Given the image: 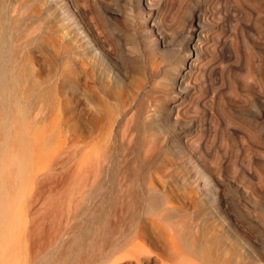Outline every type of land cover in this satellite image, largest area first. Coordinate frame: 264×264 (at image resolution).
I'll return each mask as SVG.
<instances>
[{"label": "bare ground", "instance_id": "bare-ground-1", "mask_svg": "<svg viewBox=\"0 0 264 264\" xmlns=\"http://www.w3.org/2000/svg\"><path fill=\"white\" fill-rule=\"evenodd\" d=\"M141 1L149 10L152 27L148 36L153 37L156 33L154 44L162 49L163 60L167 62L153 64L150 74L156 76L161 70L166 74L167 69H173L168 84L176 86L180 93L165 99L166 102H113L119 96L110 82L111 75L106 76L105 71L95 65L93 53L85 50V45L81 46L75 36L68 37L56 24L60 14L59 20L63 21L66 17L62 15L66 13L75 26L83 25L76 30V35L82 29L107 53L114 67H121L123 63L119 62L116 53L118 47L114 48L116 37L109 31L110 20L103 15L99 5L101 2L106 4L108 12L118 15L121 8L112 7L117 4L115 0H56V4L49 0H0V134L10 137L29 130L28 127L21 128L19 121L29 117L28 121L32 120L34 124L39 122L37 118H45L47 102H65L67 96L75 101L94 97L101 102L92 107L94 129L90 135L85 134L89 120L86 113L84 128L79 130L81 134L72 141L71 134L75 130L69 126L64 141L68 155L66 182L68 180L71 194L64 242L67 254L77 263L104 262L116 257V261L126 264H152L153 261L156 264H252L248 256L246 258L229 243V236L226 242L211 233L214 228H206L211 231V234L206 231L212 237L209 245L206 241L209 236L205 233L206 244L191 245L193 249L180 247L175 225L177 209L182 203L196 207L197 192L186 181L188 172L184 175L188 160L197 161L204 154L219 153L217 142L219 145L221 127L217 123L222 122L220 112L225 114V110H218L216 107L220 102H212L211 98L217 100L222 95L225 75L222 62L224 66L228 61L229 68L231 60L235 59L230 51L233 48L230 33L232 40H239L247 29L254 30V18H258V13L250 14L253 21L244 23V14L235 0L221 2L223 5L217 10L211 0H180L190 6L189 17L169 20L168 2L177 0ZM61 9L63 13H60ZM189 26L193 30L189 43L192 54H184L180 59L181 66L174 69L173 62ZM213 32L217 33L214 39ZM209 44L216 47L211 57L204 48ZM239 66L234 64V67ZM197 75L202 77L203 84L197 81ZM198 89L206 97L189 102L186 98ZM248 98L252 107L257 103L264 106L263 92L255 90ZM22 102L34 103L28 108L23 107ZM241 111L239 105L232 113L239 117ZM161 123L168 132L160 130ZM233 133L240 132L235 129ZM220 145L224 149L223 155H227L226 142V146ZM221 165L217 166V171L222 172ZM241 171L239 175H231L229 181L220 178L221 172H218L216 181L229 189L242 188L248 204L253 200L252 206L264 207V192L261 194L252 186L254 172ZM75 179L80 182L76 196L73 195ZM6 203L3 190L0 192V224ZM86 203L93 205L92 212H87Z\"/></svg>", "mask_w": 264, "mask_h": 264}, {"label": "rangeland", "instance_id": "rangeland-1", "mask_svg": "<svg viewBox=\"0 0 264 264\" xmlns=\"http://www.w3.org/2000/svg\"><path fill=\"white\" fill-rule=\"evenodd\" d=\"M49 1L56 4V0ZM211 1L212 6L217 10L226 0ZM142 2L141 0H115L117 4L112 7L120 6L118 9L121 8V15L112 14L108 12L106 4L102 2L99 4L103 15L110 20V33L116 37L114 48L118 47L116 53L119 54V62L123 63L117 68L111 64L107 53L94 43L92 37H87L82 29L79 35H76V30L79 27L82 28V24L75 26L66 13L62 15L66 17L63 21L59 20L61 14L56 19V24L65 34L67 33L68 37L75 36V39L81 42V46H86H84L85 50L93 53L92 58L94 57L95 65L100 67L101 71H105L106 76L108 73L111 75L110 82L115 86L119 96V99L113 102L121 104L135 102V100L145 104L149 101L166 102L173 95L180 94L176 86L172 87L168 84L174 72L173 69H167L166 74L163 70L159 71L156 76L150 74L153 64H166L167 62L163 60L162 49L154 44L156 33H153L155 37L148 36L152 26L148 18L149 10L145 9ZM236 2L244 14L242 19L244 23L253 21L251 16L253 13H258V18H254V30L248 31L247 29L239 40H232V33H230L229 39L233 42V48L230 51L235 59L231 60L229 68L228 61L224 62L225 67L223 62L221 65L222 70L225 68L222 85L223 88L225 85L227 87L222 88L221 98L217 100L211 98L212 102H220L216 108L225 110L226 114L220 112L221 118L223 117L222 122L217 123L216 121L221 127L219 145L217 142L219 153L215 152L213 156L204 154L197 161L196 159L188 160L185 174H183L186 175L188 172L186 181L192 184L197 192L196 207L194 208L187 202L182 203L181 208L177 209L175 228L177 243L182 248L206 244L204 239L207 235L214 233L220 241L226 239L227 242V236H229V243L237 247V250L246 258L249 257L248 260H252V264H264V207L252 206L255 204L253 200L248 204L242 188L237 186V188L229 189L216 181L218 172H221V170L217 171V166L221 164L222 172L219 177L228 181L231 175L241 174V169L251 170L255 174L252 179L253 188L261 194L264 192V106L257 103L252 107L248 98L249 94L255 90L264 93V0H235ZM168 3L170 4V11L167 12L169 20L170 18L174 20L189 17L190 6H185L186 4L180 3V0L171 1L172 4L170 1ZM187 9L189 11H186ZM60 13H63V9ZM188 29L187 34L181 40V49L173 62L174 69L181 66L180 59L184 54H192L189 43L193 30L190 26ZM211 34L213 39L214 36L217 37L216 32ZM204 48L210 52L209 57L216 51L214 44L205 45ZM115 49L111 51L115 52ZM235 63L240 65L239 68L234 67ZM199 76L197 75V81L203 84L202 77ZM204 96V92L198 89L186 99L194 102V99ZM89 98L75 101L67 96L65 99L67 102H47L48 110H45V118L42 119V116L37 118L39 122L35 119L34 124L32 120L28 121L29 117L21 123L19 121L21 128L28 127L29 130L10 137L0 134V139L3 138L0 140V192L3 190L6 192L7 202L5 215L0 224V262L2 264H80L72 255L67 254L64 242V226L71 195L67 187L68 180L66 182L68 155L65 152L64 141L69 126L75 130L71 134L72 141L81 134L79 130L82 131L84 128L83 117L86 113L89 120L85 125V134L87 132V135H90L93 131L91 118L94 111L92 107L101 102L97 98ZM211 101L208 100V102ZM31 103L34 102H22V105L30 108ZM239 105L242 111L239 117H235V112L232 113V110ZM30 122L33 127L30 126ZM159 128L163 132H168V128L163 123ZM36 129H38L37 133L34 132ZM235 129L240 132V135L233 133ZM225 142L227 146L224 145ZM220 144L226 146L225 151L228 153H225L228 156L223 155L224 149ZM75 160L73 168L76 164ZM79 183L75 179L73 195L77 193ZM180 183L182 184L181 181ZM85 207L87 212H92L91 203H86ZM206 228H214L216 231L211 229V232ZM206 231L211 233L208 234ZM53 232L57 234V238L54 234L51 235ZM205 233H207L206 236ZM210 237L206 239L208 245L212 239ZM54 238H56L55 241ZM37 244L38 250H36ZM89 264L126 263L116 261L114 257L108 261ZM152 264H156L155 261Z\"/></svg>", "mask_w": 264, "mask_h": 264}]
</instances>
